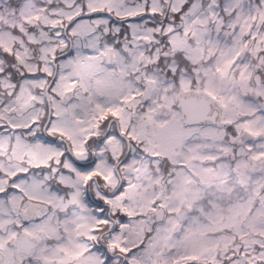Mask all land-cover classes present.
Segmentation results:
<instances>
[{"label": "snow or ice", "instance_id": "obj_1", "mask_svg": "<svg viewBox=\"0 0 264 264\" xmlns=\"http://www.w3.org/2000/svg\"><path fill=\"white\" fill-rule=\"evenodd\" d=\"M0 264H264V0H0Z\"/></svg>", "mask_w": 264, "mask_h": 264}]
</instances>
